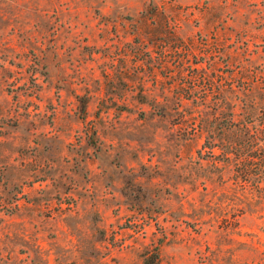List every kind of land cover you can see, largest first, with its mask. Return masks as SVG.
<instances>
[{"label":"rangeland","instance_id":"obj_1","mask_svg":"<svg viewBox=\"0 0 264 264\" xmlns=\"http://www.w3.org/2000/svg\"><path fill=\"white\" fill-rule=\"evenodd\" d=\"M263 92L264 0H0V264H264Z\"/></svg>","mask_w":264,"mask_h":264},{"label":"trees","instance_id":"obj_2","mask_svg":"<svg viewBox=\"0 0 264 264\" xmlns=\"http://www.w3.org/2000/svg\"><path fill=\"white\" fill-rule=\"evenodd\" d=\"M258 108L249 107L245 114L244 123L240 129L233 124L234 130L242 131L241 139H236L225 148L231 153V162L237 168L243 179L258 190L257 198H264V92ZM212 147V146H211ZM224 146H221V149ZM156 257V255H153ZM151 259L143 264H151ZM156 264V263H155Z\"/></svg>","mask_w":264,"mask_h":264}]
</instances>
